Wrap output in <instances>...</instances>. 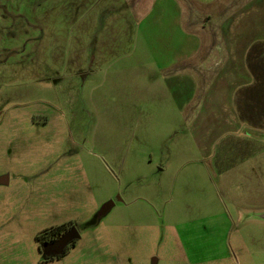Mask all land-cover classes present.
<instances>
[{
  "label": "rangeland",
  "instance_id": "rangeland-1",
  "mask_svg": "<svg viewBox=\"0 0 264 264\" xmlns=\"http://www.w3.org/2000/svg\"><path fill=\"white\" fill-rule=\"evenodd\" d=\"M113 1L0 0V264H264V222L238 220L264 208V25L234 41L253 83L186 113L158 100L195 91L158 68L181 33Z\"/></svg>",
  "mask_w": 264,
  "mask_h": 264
},
{
  "label": "crops",
  "instance_id": "crops-1",
  "mask_svg": "<svg viewBox=\"0 0 264 264\" xmlns=\"http://www.w3.org/2000/svg\"><path fill=\"white\" fill-rule=\"evenodd\" d=\"M113 2L119 7L128 9L139 27L141 25L167 27L166 35H162L169 39L163 44L166 47L174 39L176 29L181 33L179 49L176 51L180 50L183 56L173 59L160 56L159 61L165 66L158 68L160 71L164 69L163 72L167 74L164 79L183 82L192 80L189 84L194 85L195 91L191 96L188 95L187 101L180 103L176 88L182 86V89L186 90L187 84H178L175 88L167 82L163 84L158 100L167 99L172 102L173 99L178 108L186 113L205 94L206 97L214 96L216 89L213 87L214 84L240 82L239 77L230 71V67L236 61L247 67V46L236 48L234 41L242 43L245 33L253 31L249 26L250 22L255 21L254 26L259 24V30L264 25V0H116ZM248 73L250 81H241L242 84L235 85L233 91H236V94L239 85L247 86L253 83V75L251 76L249 71ZM209 82L213 83L212 87ZM228 92L225 89V93ZM236 94L234 96L233 93L235 101ZM247 212L243 214L240 210L238 220L264 222L259 218L244 217ZM257 212H264V208L258 209Z\"/></svg>",
  "mask_w": 264,
  "mask_h": 264
},
{
  "label": "trees",
  "instance_id": "trees-1",
  "mask_svg": "<svg viewBox=\"0 0 264 264\" xmlns=\"http://www.w3.org/2000/svg\"><path fill=\"white\" fill-rule=\"evenodd\" d=\"M256 47H254V50H255ZM262 51H260V53H262ZM263 57V56H262ZM261 69H262V73H260V76L263 77L264 76V67L261 66ZM256 75V74H255ZM256 77V76H255ZM264 77L262 80H260L258 83L254 84L250 90H252L253 92L256 93V95H259L260 93L259 92V86L261 88H263L262 85H264ZM258 93V94H257ZM255 95V94H254ZM69 229L67 224H61L59 226H56L54 228H51L50 230L49 229H45L42 233H40L37 237V239L40 241V240H43V239H49V240H56L63 232H65V230Z\"/></svg>",
  "mask_w": 264,
  "mask_h": 264
},
{
  "label": "water",
  "instance_id": "water-1",
  "mask_svg": "<svg viewBox=\"0 0 264 264\" xmlns=\"http://www.w3.org/2000/svg\"><path fill=\"white\" fill-rule=\"evenodd\" d=\"M7 180H8L7 176H2L0 178V182H5ZM113 206H114L113 201H109L106 204H104L103 208L100 210V212H98L99 217L105 216L107 212H109L112 209ZM254 218H259V219L264 220V212H261V213L258 212L257 215L254 216Z\"/></svg>",
  "mask_w": 264,
  "mask_h": 264
},
{
  "label": "flooded vegetation",
  "instance_id": "flooded-vegetation-1",
  "mask_svg": "<svg viewBox=\"0 0 264 264\" xmlns=\"http://www.w3.org/2000/svg\"><path fill=\"white\" fill-rule=\"evenodd\" d=\"M68 228H69V227H68ZM67 230H68V229H67ZM65 231H66V230H65ZM63 233H64V232H63ZM63 233H62V234H63ZM62 234H61V235H62ZM61 235H60V236H61ZM60 236H59V237H60ZM59 237H58V238H59ZM58 238H57V239H58ZM54 241H55V240H54ZM40 242H41V243H51L52 240H49V239L47 238V239L40 240Z\"/></svg>",
  "mask_w": 264,
  "mask_h": 264
}]
</instances>
